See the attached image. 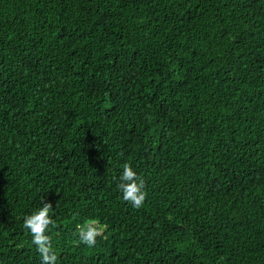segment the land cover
<instances>
[{
  "label": "trees",
  "instance_id": "trees-1",
  "mask_svg": "<svg viewBox=\"0 0 264 264\" xmlns=\"http://www.w3.org/2000/svg\"><path fill=\"white\" fill-rule=\"evenodd\" d=\"M43 203L56 264H264V0H0V264Z\"/></svg>",
  "mask_w": 264,
  "mask_h": 264
},
{
  "label": "clouds",
  "instance_id": "clouds-1",
  "mask_svg": "<svg viewBox=\"0 0 264 264\" xmlns=\"http://www.w3.org/2000/svg\"><path fill=\"white\" fill-rule=\"evenodd\" d=\"M118 187L123 193V199L131 202L136 208H139L146 197L143 190L145 181L132 169L131 165L123 166V173L120 177ZM52 210L51 203H43V206L33 214L25 217L24 226L29 229L33 243L36 245L38 252L41 254V264H56L57 256L53 250L51 237L46 234L49 225L54 224L49 213ZM95 221L89 222L86 226H78V232L82 243L92 247L96 243V237L101 234V229L94 227Z\"/></svg>",
  "mask_w": 264,
  "mask_h": 264
}]
</instances>
